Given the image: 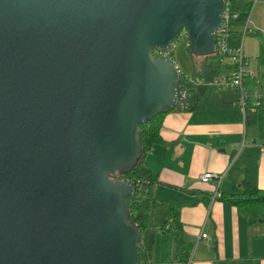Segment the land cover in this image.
Listing matches in <instances>:
<instances>
[{
    "label": "water",
    "instance_id": "1",
    "mask_svg": "<svg viewBox=\"0 0 264 264\" xmlns=\"http://www.w3.org/2000/svg\"><path fill=\"white\" fill-rule=\"evenodd\" d=\"M224 0H0V264H140L139 125L176 109ZM183 39V38H182ZM118 175L115 177V175Z\"/></svg>",
    "mask_w": 264,
    "mask_h": 264
},
{
    "label": "crops",
    "instance_id": "2",
    "mask_svg": "<svg viewBox=\"0 0 264 264\" xmlns=\"http://www.w3.org/2000/svg\"><path fill=\"white\" fill-rule=\"evenodd\" d=\"M253 3L247 29L241 17L245 13L229 19L227 42L232 48L242 46L255 73L248 85L264 91V0ZM191 59L196 63L193 74L198 73L205 60ZM231 67L224 60L217 75ZM226 90L209 89L194 110L167 112L159 130L161 142L142 158L143 166L157 177L149 189L151 197L173 207L183 239L192 245L184 263L170 231L163 228L165 224L173 228L168 209L155 206L148 211L154 244L143 264H214L217 260L264 264V224L250 222L246 209L221 198L242 182L264 190V105L252 110L255 122L247 125L237 96ZM204 172L215 173L220 180L202 182L199 175Z\"/></svg>",
    "mask_w": 264,
    "mask_h": 264
},
{
    "label": "trees",
    "instance_id": "3",
    "mask_svg": "<svg viewBox=\"0 0 264 264\" xmlns=\"http://www.w3.org/2000/svg\"><path fill=\"white\" fill-rule=\"evenodd\" d=\"M252 2L253 0H224L225 9L237 14L248 12L251 9ZM262 39L264 42V37ZM192 56L195 55L192 54ZM202 57L205 61L199 69V72L195 73L193 77L189 78L190 80L185 83V86L188 89L189 99L186 108L183 110H194L198 108L200 96L209 89H214L209 87L206 82L212 77L216 76L219 73L220 67L223 65L224 60L218 56L217 53ZM194 64L196 66V63ZM184 76L187 75L184 73V71H182V74L179 76V82L181 85L182 81H184ZM226 91L234 93L237 96L238 101L236 90L228 88ZM262 105H264V101L259 105V107ZM252 107L253 104L250 103L248 99L245 108L247 125L254 124L255 122ZM166 113L167 112L159 113L150 121H145L139 125L138 129L141 135L143 155L140 161L129 172L119 175L120 177L125 178L140 179L148 190L144 197L134 196L129 200L130 219L138 225L141 234L140 264H143L149 259L153 248L155 230L150 225L148 211L155 206L166 207L169 211V218L173 223V228L169 229L170 226L168 224L163 225V228L168 225V228L164 230L170 231L180 260L184 263H187L192 250V245L185 242L183 239L182 225L178 221L177 214L175 213L173 207H171V205L165 201H157L151 197L149 189L150 186L156 181L157 177L142 164V158L144 154L148 152L153 147V145L161 142L159 130L162 126L163 118ZM221 198L225 202L231 203L233 206L246 209L249 214L250 222L260 220L264 224V190L258 189L252 183L242 182L239 188H236L232 193H224ZM258 209H262V211L259 212ZM214 264H247V262L238 260H217Z\"/></svg>",
    "mask_w": 264,
    "mask_h": 264
},
{
    "label": "built area",
    "instance_id": "4",
    "mask_svg": "<svg viewBox=\"0 0 264 264\" xmlns=\"http://www.w3.org/2000/svg\"><path fill=\"white\" fill-rule=\"evenodd\" d=\"M255 1L257 0H253V2ZM237 15H238L237 13L230 12L225 9L221 26L214 32L215 39H216L217 55L220 56L222 59L228 58V61L232 64V67L230 71L225 72L220 75H216L212 77L206 83L209 87L214 88V89L232 88L236 90V93L238 95V105L239 107H241L243 111H245L247 101L249 97H251L249 94V91L246 88V81L249 77L253 78L255 76V73L250 67L249 58L246 57L245 54L243 53L242 46L232 48L229 46L227 42L228 21L231 17L233 18L237 17ZM181 35H182L181 37L185 40L186 32L183 31ZM185 43L187 46V40L185 41ZM152 53L155 57L159 55H164L167 57L170 56L171 58V49L170 50H159L155 48L153 49ZM171 60L173 61L172 58ZM174 64L178 70L179 75L182 74L179 66L175 62ZM183 79L184 81H182V85L180 84L178 100L176 104V109H180V110H183L186 108L188 99H189V93H188V89L185 86V83L189 81L190 79L188 76H184ZM252 97L255 99V101L252 103L253 104L252 110H255L264 101V91L255 89V91L252 94ZM213 178L217 179L218 181L220 180V177L212 172H204L201 175H199V180L202 182H208ZM120 179L130 182L133 185V194H132L133 197L134 196L144 197L147 194L148 190L140 179H132V178H125V177H120ZM167 228H168V225L165 226V229ZM201 237L206 238L207 234L201 233Z\"/></svg>",
    "mask_w": 264,
    "mask_h": 264
},
{
    "label": "rangeland",
    "instance_id": "5",
    "mask_svg": "<svg viewBox=\"0 0 264 264\" xmlns=\"http://www.w3.org/2000/svg\"><path fill=\"white\" fill-rule=\"evenodd\" d=\"M255 3L252 2V6L251 9L245 13V15H242L241 17L244 18V24L246 25V27L248 28L249 26V20L251 17L250 12L253 11V7H254ZM230 19H233V17H231ZM195 56L201 54V52L199 51H194L193 52ZM171 58L173 59V61H175L181 68H183L188 74L187 76L189 78L193 77V70H194V62L191 59L192 58V53L191 50L186 46L185 40L180 38L175 42L174 48H173V53ZM223 60L228 61V58H224ZM182 73V70H181ZM250 79V77L247 79V83H246V88L249 91V94L251 97H249L250 102H254L255 99L252 97L253 92L256 89V86L253 85V87H250V85H248V80ZM232 89V88H231ZM241 108V107H240Z\"/></svg>",
    "mask_w": 264,
    "mask_h": 264
},
{
    "label": "flooded vegetation",
    "instance_id": "6",
    "mask_svg": "<svg viewBox=\"0 0 264 264\" xmlns=\"http://www.w3.org/2000/svg\"><path fill=\"white\" fill-rule=\"evenodd\" d=\"M118 176L117 174L115 175V177Z\"/></svg>",
    "mask_w": 264,
    "mask_h": 264
}]
</instances>
